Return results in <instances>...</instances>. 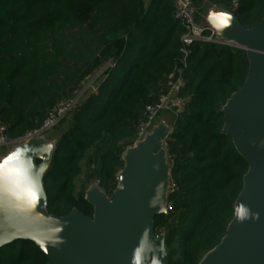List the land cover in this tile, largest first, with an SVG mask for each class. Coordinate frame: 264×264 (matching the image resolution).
Returning a JSON list of instances; mask_svg holds the SVG:
<instances>
[{
	"label": "trees",
	"instance_id": "16d2710c",
	"mask_svg": "<svg viewBox=\"0 0 264 264\" xmlns=\"http://www.w3.org/2000/svg\"><path fill=\"white\" fill-rule=\"evenodd\" d=\"M196 7L202 0H193ZM230 8L232 0H214ZM248 28L264 16V0H237ZM199 19V16H198ZM185 27L174 0H0V125L10 137L39 126L60 100L103 69L100 82L69 115L46 174L49 211L73 208L93 216L77 181L91 150L92 169L109 195L119 186L123 154L136 141V125L152 92L183 57ZM181 90L186 106L174 116L167 139L173 161L172 209L155 217V234L167 232V264H199L218 245L234 216L249 165L224 135L222 107L244 84L247 51L221 43L191 47ZM0 264H48L30 240L0 248Z\"/></svg>",
	"mask_w": 264,
	"mask_h": 264
},
{
	"label": "water",
	"instance_id": "95a60500",
	"mask_svg": "<svg viewBox=\"0 0 264 264\" xmlns=\"http://www.w3.org/2000/svg\"><path fill=\"white\" fill-rule=\"evenodd\" d=\"M201 6V24L215 30L218 43L247 51L248 75L222 107V133L249 168L226 235L199 264H264V16L248 28L221 3ZM173 130L174 116L164 114L127 147L112 195L97 178L90 182L85 199L92 217L77 208L64 216L49 211L45 178L60 138L56 130L0 149V162L19 150L0 179V248L30 240L48 264H167L168 233L155 234V217L169 213L173 161L166 142Z\"/></svg>",
	"mask_w": 264,
	"mask_h": 264
},
{
	"label": "built area",
	"instance_id": "2783aa9c",
	"mask_svg": "<svg viewBox=\"0 0 264 264\" xmlns=\"http://www.w3.org/2000/svg\"><path fill=\"white\" fill-rule=\"evenodd\" d=\"M176 4V18H178L185 27V33L182 35L183 57L177 62L174 71L166 76L160 82L152 95L156 97L153 102L145 105L142 119L136 125V141L142 139L151 129L153 124L164 114L170 113L176 116L186 106V97L182 96L181 90L185 84V73L190 67L189 55L191 47L195 43L217 42L216 32L213 28L203 26L198 21V8L193 0H174ZM214 1V0H202ZM239 2L232 0L229 10L235 12ZM236 48V44H224ZM81 93L74 98L60 100L47 113L44 121L36 128L28 131L20 137H10L7 132V126L0 125V149L11 145L26 142L33 137L42 136L54 130L69 115L78 104ZM135 141V142H136ZM177 189L176 184L172 181L171 191ZM172 206L169 202V211Z\"/></svg>",
	"mask_w": 264,
	"mask_h": 264
},
{
	"label": "rangeland",
	"instance_id": "374dc122",
	"mask_svg": "<svg viewBox=\"0 0 264 264\" xmlns=\"http://www.w3.org/2000/svg\"><path fill=\"white\" fill-rule=\"evenodd\" d=\"M198 16H199V14H198ZM202 20H203V16H202L201 20L199 17L198 21L200 24H201ZM102 74H103V69H99L94 74H92L91 76H88L83 81L82 88L79 90V92L76 93V95L79 93L82 94L80 97V101L84 100L91 93V91L93 90L95 85H97V83L100 82V80L102 78ZM69 115H67L64 118V120L54 130L61 131V132L65 131L69 126V120H68ZM166 144H167V142H166ZM166 148H167V146H166ZM95 160H96V152H95V150H91L84 160L83 174L79 177V179L77 181V186H78L79 192H81L83 190L84 184H87L89 182V180L91 182L93 179L96 178L97 171L95 169H92V166H93ZM96 163H97V166L101 165V160L99 157L96 160ZM90 182H89V185H90Z\"/></svg>",
	"mask_w": 264,
	"mask_h": 264
},
{
	"label": "snow or ice",
	"instance_id": "6c2138e0",
	"mask_svg": "<svg viewBox=\"0 0 264 264\" xmlns=\"http://www.w3.org/2000/svg\"><path fill=\"white\" fill-rule=\"evenodd\" d=\"M19 158V150L17 152L10 154L8 157H6L2 162H0V179L3 177V169L4 165L8 164L9 161H12L13 158ZM17 172L20 171V169H16ZM38 199V197H37Z\"/></svg>",
	"mask_w": 264,
	"mask_h": 264
},
{
	"label": "crops",
	"instance_id": "0c3cea01",
	"mask_svg": "<svg viewBox=\"0 0 264 264\" xmlns=\"http://www.w3.org/2000/svg\"><path fill=\"white\" fill-rule=\"evenodd\" d=\"M203 9H204V7H202V6H200V7L198 8V14H199L200 20H201V18H202V16H203ZM96 86H97V85H95V87L93 88V90L96 89ZM93 90H92V91H93ZM92 91H91V92H92ZM165 114H169V115L173 116V115L170 114V113H165ZM163 115H164V114H163ZM57 133H58V134H61V131H57Z\"/></svg>",
	"mask_w": 264,
	"mask_h": 264
}]
</instances>
